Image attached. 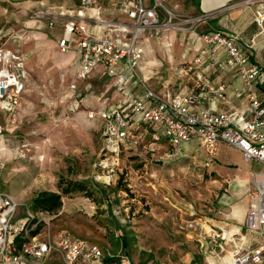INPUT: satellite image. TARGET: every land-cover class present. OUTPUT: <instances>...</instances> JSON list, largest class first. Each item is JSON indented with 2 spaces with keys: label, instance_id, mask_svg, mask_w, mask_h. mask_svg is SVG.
Wrapping results in <instances>:
<instances>
[{
  "label": "rangeland",
  "instance_id": "rangeland-1",
  "mask_svg": "<svg viewBox=\"0 0 264 264\" xmlns=\"http://www.w3.org/2000/svg\"><path fill=\"white\" fill-rule=\"evenodd\" d=\"M50 3L61 4V11L80 7L79 3L76 8L55 0ZM38 10L42 9L35 0H0V32H11L9 45L24 55L28 74L18 122L11 124L6 119V131L0 136V158L6 163L0 174V189L20 204L16 218L25 216L28 210L37 213L47 222L40 225L41 232L49 230L53 236L69 230L85 238L91 232L105 243L108 253L117 254L126 244L128 250L122 254H129L135 264H206L205 253L214 247L203 239L204 229L210 232V228H202L197 221L210 213L215 197L211 181L205 179H216L212 165L205 166L206 154L184 152L185 156L178 159H162L167 149L163 140L155 155L142 145L136 152L137 147L124 149L112 175L103 172L99 165L105 144L103 123L90 119L88 113L122 104L130 96L141 94L144 86L133 79L120 90L116 80L103 73H93L84 82L79 80L75 51L64 53L58 47L69 17H59L50 29V19L39 22L35 17ZM46 10L59 12L55 8ZM172 31L143 38V72L149 78L146 86L164 96L182 92L183 81L189 80L178 78L174 69L195 56L193 50L186 53L190 44L185 33L177 32L175 39L165 38V33ZM73 84L75 90L71 88ZM79 93L84 96V103L74 112V97ZM134 117L136 128L142 116ZM151 141L148 136L145 146H150ZM226 147H219L215 163L216 159L230 158L237 160L239 166H249ZM21 150L26 157H20ZM252 163L256 164L254 171H264L261 164ZM61 177L86 183L88 190L93 191L92 197L85 193L64 196L65 213H60L62 209L55 213L35 212L33 199L41 191L58 192ZM157 180L165 183L156 184ZM152 184L162 189L165 197L169 195L167 204L151 198ZM156 205L159 208L152 210ZM128 229L131 233L117 241L116 233L123 235ZM45 262L63 264L57 255Z\"/></svg>",
  "mask_w": 264,
  "mask_h": 264
},
{
  "label": "built area",
  "instance_id": "built-area-1",
  "mask_svg": "<svg viewBox=\"0 0 264 264\" xmlns=\"http://www.w3.org/2000/svg\"><path fill=\"white\" fill-rule=\"evenodd\" d=\"M8 2V0H3ZM80 7L68 11L50 12L38 10L35 17L41 22L50 19L48 26L55 27L59 17H69L58 47L78 55V79L86 80L100 67L103 74L116 80L120 90L136 80L144 86L141 94L130 96L119 105L91 110L88 117L103 123L105 144L99 165L103 172L112 175L120 164L124 149L139 151V147L155 155L164 140L167 149L162 159L177 157L184 144L197 141L207 154L206 166H210L218 148L226 144L241 151L245 162H256L264 167V71L252 60L255 41L242 45L238 35L224 30H213L200 36L201 47L190 62L174 69L178 78H187L194 89L168 94L148 88V77L142 65L145 59L143 38L159 37L172 29L185 34L194 33L206 16L189 17L175 14L166 0H153L147 7L144 0H120V11L129 22L110 21L98 17L88 19L97 0H79ZM247 5L255 4L246 0ZM54 19V20H53ZM256 21L262 28L264 13L257 11ZM9 34L0 32V136L6 131L5 120L16 124L27 86V70L24 55L9 45ZM232 73L240 84L237 97L248 104L247 111H218L205 107L203 101L212 96L219 101H229L227 84L214 81L212 76ZM75 90L76 85L71 86ZM73 111L80 109L84 96L76 95ZM134 115H141L142 122L133 128ZM152 141L146 147L144 142ZM141 149V148H140ZM21 150L20 157H26ZM142 155V152L139 153ZM6 166L0 158V174ZM254 190L250 195V209L245 227L256 233L257 245L252 249H239L227 264H261L264 261V171L252 173ZM111 179L107 182L109 183ZM20 204L0 189V264H26L24 256L43 258L45 261L59 256L63 264H106L103 248L88 239L77 237L69 230L56 235L50 231L33 235L40 225L47 224L34 212L16 218ZM48 213V212H46ZM228 232L211 229L210 237L221 245ZM25 239L20 245L18 239ZM113 264H135L129 254L119 255Z\"/></svg>",
  "mask_w": 264,
  "mask_h": 264
},
{
  "label": "crops",
  "instance_id": "crops-1",
  "mask_svg": "<svg viewBox=\"0 0 264 264\" xmlns=\"http://www.w3.org/2000/svg\"><path fill=\"white\" fill-rule=\"evenodd\" d=\"M35 1L39 4L41 9L52 10L55 8L59 10L60 8H63L61 4L58 6L57 4L51 6V0ZM119 1L120 0H97V5L90 11L88 19L94 20L101 17L110 21L129 22L127 16L120 11L118 4ZM245 1L246 0H166V5L177 15L189 17L201 15L206 16V21L198 25V28L194 33L183 34L186 39L188 38V43L190 44L189 48L186 49V53H190V51L193 50L196 55L202 45L200 36L203 33L213 30L229 31L238 35L239 42L242 45H247L252 39H254L255 46L253 48L252 60L261 65L264 71V23L261 28L256 21L257 11H262L264 13V0H254L255 4L252 5H247ZM9 2L10 0H8V3ZM55 3H63L67 6H71L70 8H76V5L80 3V1L55 0ZM144 3L147 7H151L153 0H144ZM58 19H55L56 23ZM177 34L178 33L175 31L165 33V38L175 39L177 38ZM76 56L78 57L77 53ZM184 62H187V60ZM144 64L145 62H143L142 71H144ZM94 73L102 74L101 68L98 67ZM212 79L214 81L222 79L227 84L229 101H219L214 99L212 96H208L203 101V105L205 107H214L218 111H247L248 104L246 100L236 96V91L240 82L235 75L229 73L222 76H212ZM182 84L184 88L182 92L194 89V83L190 81H183ZM262 90L264 91V81L262 84ZM226 146H228L226 147L227 150L230 148L231 151L239 154L240 159L243 160L240 150L229 145ZM181 152L182 154H180ZM184 152L186 154H206L197 141L184 144L179 155L175 158L178 159V157L180 158L185 156ZM215 158L216 156L212 161V166H210L214 171L216 179H205V181H211L210 184H212L215 189V197L212 198V203L210 204V213L203 218L204 220L200 219V221L197 222L201 223L202 228L209 227L210 232L211 229H223L228 232L227 239L221 241V245H218L213 241L210 237V232L207 231V229H204L205 236L203 237V239L206 240L205 244L209 241L214 247L209 254L205 253V263L227 264L239 249H252L258 242L257 234L248 231L245 227L246 217L250 209V195L254 190V184L251 176L253 172H256L254 171L256 164L249 162V166L242 167L238 165L237 160L235 159L227 158L225 161H219L216 159L217 162L215 163ZM232 166H237V168L235 169ZM158 183L164 184L165 182L163 180L160 182L157 180L156 184ZM156 187L157 185L155 186L152 184V188L154 190H150L151 198L156 200L160 199L161 203L167 204L166 200L169 195H166L165 197V192L162 189H157ZM211 195H213V193H211ZM168 203L169 205L171 204L170 201ZM151 208L154 210L159 207L156 205V207ZM61 212L65 213L63 208L60 213ZM190 225L193 226V224ZM129 233H131L129 229L127 233L123 235L116 233V240L120 241L122 237L128 235ZM88 237H92V241L98 242L103 248L105 252L106 264L115 263V257L122 254V251L127 252L128 250L125 248L126 244H124V247L119 253H108L107 246L105 243H102L99 237L92 236L91 232H87L85 239ZM261 264H264V261Z\"/></svg>",
  "mask_w": 264,
  "mask_h": 264
},
{
  "label": "trees",
  "instance_id": "trees-1",
  "mask_svg": "<svg viewBox=\"0 0 264 264\" xmlns=\"http://www.w3.org/2000/svg\"><path fill=\"white\" fill-rule=\"evenodd\" d=\"M58 192L54 191H41L32 201V208L35 212H48L55 213L62 209L63 207V197L69 196L74 193H85L87 197H92L93 191L88 190L86 183L66 179L61 177L58 183ZM41 230L39 227L36 231L33 232V235L38 233ZM20 245L25 241V239H18ZM117 259V257H115ZM26 264H45L43 258L34 257V256H24ZM115 259V260H116ZM45 262V263H44Z\"/></svg>",
  "mask_w": 264,
  "mask_h": 264
}]
</instances>
